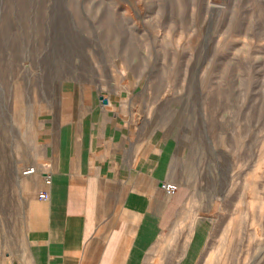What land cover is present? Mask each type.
Wrapping results in <instances>:
<instances>
[{
	"label": "rangeland",
	"instance_id": "obj_1",
	"mask_svg": "<svg viewBox=\"0 0 264 264\" xmlns=\"http://www.w3.org/2000/svg\"><path fill=\"white\" fill-rule=\"evenodd\" d=\"M6 1L0 123L12 183L0 264L25 248L34 162L62 102L104 99L135 103L173 150L177 264H264V0H30L12 33ZM14 41L33 51L14 60Z\"/></svg>",
	"mask_w": 264,
	"mask_h": 264
},
{
	"label": "crops",
	"instance_id": "obj_2",
	"mask_svg": "<svg viewBox=\"0 0 264 264\" xmlns=\"http://www.w3.org/2000/svg\"><path fill=\"white\" fill-rule=\"evenodd\" d=\"M106 100L62 102L34 162L15 264H177L179 197L161 188L173 150L137 120L135 103Z\"/></svg>",
	"mask_w": 264,
	"mask_h": 264
},
{
	"label": "bare ground",
	"instance_id": "obj_3",
	"mask_svg": "<svg viewBox=\"0 0 264 264\" xmlns=\"http://www.w3.org/2000/svg\"><path fill=\"white\" fill-rule=\"evenodd\" d=\"M29 3H30V0H18V1L17 0H7L6 3L4 4L5 5V9H4V12H3V15H2V23H4V25H6V26L11 27L12 31L10 33L15 32L14 30L19 29L20 27L23 26V24H21L22 23L21 22L22 21V15L24 14V12H26L29 9L28 8ZM29 10H28V12H29ZM31 16H35V15H31ZM26 20H29V17ZM27 22H26V24H27ZM29 22H31V20H29ZM2 34L3 33L0 31V36ZM110 35L111 34L107 33V35H105V36L108 39V36H110ZM10 47H11V50H12V55H13L14 60L18 59L19 54L21 52L23 53V57H26L27 55L30 54L31 51H33L32 48L30 50H29V48H27V49L22 48L19 44H15V41L12 44H10ZM4 69H2V70H4ZM9 142L10 141L8 139V129L5 126V124H1L0 123V212H4V213L7 212V211L5 212L4 210H6V206H7V204H9L7 201L10 198L9 188H10V185L12 183V181H11V165L12 164L10 163V160L8 158V157H10V156H8V154H11V153H8V151H9V149L11 147L9 145L11 143H9ZM7 209H8V207H7ZM10 212L11 211H9V214H10Z\"/></svg>",
	"mask_w": 264,
	"mask_h": 264
},
{
	"label": "built area",
	"instance_id": "obj_4",
	"mask_svg": "<svg viewBox=\"0 0 264 264\" xmlns=\"http://www.w3.org/2000/svg\"><path fill=\"white\" fill-rule=\"evenodd\" d=\"M37 169L33 166V167H30L28 169H26L24 171L25 174H34L36 173ZM44 174V177L46 179V182L47 183H50L51 182V176L48 175L47 173H43ZM161 188L164 189L166 192L170 193V194H175L178 190V185L174 182H170V181H163L161 182ZM39 197L41 199H44V200H47L49 199V193L48 192H42L39 194Z\"/></svg>",
	"mask_w": 264,
	"mask_h": 264
},
{
	"label": "water",
	"instance_id": "obj_5",
	"mask_svg": "<svg viewBox=\"0 0 264 264\" xmlns=\"http://www.w3.org/2000/svg\"><path fill=\"white\" fill-rule=\"evenodd\" d=\"M104 101H107L106 99H104Z\"/></svg>",
	"mask_w": 264,
	"mask_h": 264
}]
</instances>
